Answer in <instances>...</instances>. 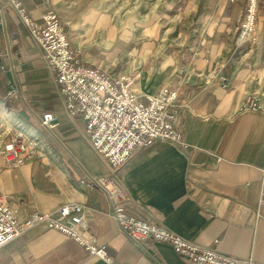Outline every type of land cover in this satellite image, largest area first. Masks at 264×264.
Returning a JSON list of instances; mask_svg holds the SVG:
<instances>
[{
  "label": "crops",
  "instance_id": "crops-1",
  "mask_svg": "<svg viewBox=\"0 0 264 264\" xmlns=\"http://www.w3.org/2000/svg\"><path fill=\"white\" fill-rule=\"evenodd\" d=\"M246 0H23L42 24L53 10L81 62L136 75L144 100L175 89L178 127L186 148L156 140L137 149L117 172L130 198L126 212L151 219L186 239L264 264V212L259 203L264 165V112H238L244 97L264 91V0L258 2L256 41L238 38ZM10 50L0 57V149L19 130L41 139L30 161L6 166L0 152V194L20 213L83 205L85 228L119 264H195L164 242L133 246L109 215L106 195L80 178L108 168L90 147L79 117L62 108L53 73L6 0H0ZM10 28L17 39L12 40ZM5 40L0 26V51ZM13 85L18 97L7 96ZM145 101V100H144ZM58 118L55 136L40 124ZM106 264L68 236L38 224L0 249V264Z\"/></svg>",
  "mask_w": 264,
  "mask_h": 264
},
{
  "label": "built area",
  "instance_id": "built-area-1",
  "mask_svg": "<svg viewBox=\"0 0 264 264\" xmlns=\"http://www.w3.org/2000/svg\"><path fill=\"white\" fill-rule=\"evenodd\" d=\"M231 1V0H230ZM30 38L38 46L46 67L53 73L60 102L68 118L79 117L84 124L87 141L103 160L108 170L102 175L88 172L80 182L97 187L107 197L109 215L129 242L144 253L146 240L169 244L182 259L195 264H256L251 257L239 258L222 253L184 238L166 226L151 219L131 216L124 203L130 198L127 190L118 184L117 172L139 148L159 140L186 148L187 143L178 127L179 111L175 104L176 90L162 88L156 94L144 95V100L133 88L136 75L116 74L87 65L80 61L78 51L72 49L62 28L59 16L53 11L41 15L42 24L36 23L25 11L23 0H6ZM259 0H246L243 16L238 26V38L256 41V19ZM2 6H0V13ZM5 40L4 51L10 50L9 33L5 20L0 22ZM2 66L0 65V72ZM18 90L11 85L7 96L17 98ZM238 112H264V91L248 93L238 107ZM55 113L46 111L40 117L42 128L55 136L58 126ZM42 141L38 137L15 131L10 141L1 147L6 166H18L31 160ZM259 203L264 205V165L261 168ZM83 205L68 202L53 211L33 210L20 213L15 200L0 194V249L38 224L58 231L73 239L89 253L106 264H119L110 257L104 246L96 245L87 233L83 220ZM264 219V212L257 211ZM80 264V263H75Z\"/></svg>",
  "mask_w": 264,
  "mask_h": 264
},
{
  "label": "water",
  "instance_id": "water-1",
  "mask_svg": "<svg viewBox=\"0 0 264 264\" xmlns=\"http://www.w3.org/2000/svg\"><path fill=\"white\" fill-rule=\"evenodd\" d=\"M11 34H12V40L15 42V40L17 39V36L15 34L14 29L10 28Z\"/></svg>",
  "mask_w": 264,
  "mask_h": 264
},
{
  "label": "rangeland",
  "instance_id": "rangeland-1",
  "mask_svg": "<svg viewBox=\"0 0 264 264\" xmlns=\"http://www.w3.org/2000/svg\"><path fill=\"white\" fill-rule=\"evenodd\" d=\"M257 15H258V12H257ZM257 20V19H256ZM256 39H257V37H256Z\"/></svg>",
  "mask_w": 264,
  "mask_h": 264
}]
</instances>
